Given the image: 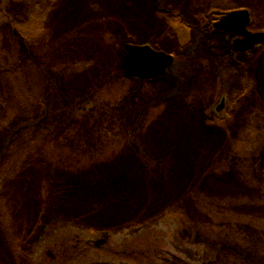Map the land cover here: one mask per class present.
<instances>
[{
  "label": "rangeland",
  "instance_id": "obj_1",
  "mask_svg": "<svg viewBox=\"0 0 264 264\" xmlns=\"http://www.w3.org/2000/svg\"><path fill=\"white\" fill-rule=\"evenodd\" d=\"M0 7V264H264V44L214 27L264 0Z\"/></svg>",
  "mask_w": 264,
  "mask_h": 264
},
{
  "label": "water",
  "instance_id": "obj_2",
  "mask_svg": "<svg viewBox=\"0 0 264 264\" xmlns=\"http://www.w3.org/2000/svg\"><path fill=\"white\" fill-rule=\"evenodd\" d=\"M252 18L247 9L235 10L222 16L215 23L218 30L238 36L233 43L235 52H245L264 43V32L249 30ZM124 66L127 73L141 79L156 78L167 73L174 63V57L166 52L157 51L149 45H128ZM220 109V108H219Z\"/></svg>",
  "mask_w": 264,
  "mask_h": 264
},
{
  "label": "flooded vegetation",
  "instance_id": "obj_3",
  "mask_svg": "<svg viewBox=\"0 0 264 264\" xmlns=\"http://www.w3.org/2000/svg\"><path fill=\"white\" fill-rule=\"evenodd\" d=\"M0 12H4L3 9H1V7H0ZM174 21H175V20H174ZM216 22H217V20H216ZM216 22H215V23H216ZM215 23H214V24H215ZM4 24H5V23H4ZM172 24L175 25L174 22H172ZM216 30H218V29H216ZM224 33H225V32H224ZM230 34H232V33H230ZM232 35H233L234 37L237 38V36H236L235 34H232ZM234 40H235V39H234ZM234 40H233V41H234ZM232 44H233V43H232ZM126 48H127V47H126ZM154 49H156V48H154ZM156 50H159V49H156ZM159 51H162V50H159ZM164 52H166V51H164ZM166 53H168V52H166ZM168 54H171L173 57H175L174 54H172V53H168ZM174 60H175V59H174Z\"/></svg>",
  "mask_w": 264,
  "mask_h": 264
}]
</instances>
